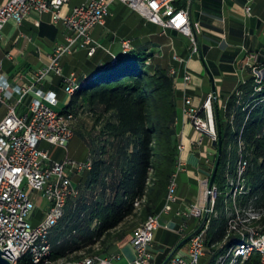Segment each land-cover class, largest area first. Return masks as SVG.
<instances>
[{
	"label": "built area",
	"instance_id": "obj_1",
	"mask_svg": "<svg viewBox=\"0 0 264 264\" xmlns=\"http://www.w3.org/2000/svg\"><path fill=\"white\" fill-rule=\"evenodd\" d=\"M70 1L10 0L7 4L0 5V39L9 22L14 21L20 25L35 12L51 13L54 21L61 23L67 31L66 43L58 46L50 63L34 74V82L15 89L18 105L30 94L35 95L29 114L19 116L16 107L7 104L6 77L3 76L0 80V103L8 107L7 115L0 119V249L7 254L6 257L12 264H64L63 258L54 259L50 236L63 217L70 199L79 194L73 174L89 171L93 167L91 157L77 162L67 155L64 160L56 161L52 158L51 151L42 147V143H47L67 150L76 136L75 111L60 110L58 95L41 88L49 76L61 77L70 102L87 82H80L75 73L64 75L62 59L81 48L88 49L91 56L96 53L101 45L93 39L92 31L98 26L106 25L111 9L117 2L128 5L164 30L181 32L189 38L192 54L200 55L201 52L191 19L194 0H185V6H180L184 0H87L75 7L70 14L64 15L63 8ZM246 12L248 16L252 15L250 5L246 7ZM125 47L128 49L127 53L131 51L129 43H125ZM256 58L252 57L257 62L251 67L260 85V92L264 83V60L260 62ZM176 61L185 63L182 57H176ZM3 67L4 63L0 60V73ZM170 73L176 76L177 70L174 68ZM192 79V75L187 73L185 82L191 83ZM214 98L211 95L203 108L197 107L191 97L185 98L183 114L199 133L197 140L193 141L194 145H202L206 139H210L213 145L219 139L218 132L212 130L210 123ZM185 150L186 146L181 142L177 171L171 178L162 213L150 216L134 231L132 244L135 258L131 264H152L154 260L152 250L156 232L164 226L162 214L173 212L178 201L177 180L186 168L181 158ZM249 165V160L244 155L240 156L235 174L228 180L231 189L226 192L224 201L227 213L225 242L231 240V245L216 264H248L256 254H259L261 264H264V225L261 224L264 209L253 208L252 200L243 205L244 197L250 192L247 184ZM209 184L210 178L200 180V185L207 190L202 193L197 203L176 212V216L182 219L180 232L185 233L188 230L191 219H198L200 224L188 235L191 238L187 252H177L167 264H203V258L207 254L210 216H217L215 207L220 194L217 187H214L209 220L202 227L208 211ZM41 200L47 201L48 209L45 217L35 224L32 215ZM136 205L139 206V202ZM252 211H257L253 218ZM166 227L169 228L168 225ZM122 259V254L115 252L85 256L74 264H119Z\"/></svg>",
	"mask_w": 264,
	"mask_h": 264
},
{
	"label": "trees",
	"instance_id": "obj_2",
	"mask_svg": "<svg viewBox=\"0 0 264 264\" xmlns=\"http://www.w3.org/2000/svg\"><path fill=\"white\" fill-rule=\"evenodd\" d=\"M182 3L180 6H185V0ZM150 58L147 51H129L99 70L61 109H72L78 115L89 108L101 127L90 139L84 131H76L87 144L93 167L79 179V194L70 199L52 230L50 242L56 260L69 258L70 263H77L85 256L108 253L113 245V231L138 212L144 222L157 215L166 203L180 159L179 95L176 77L160 65L152 67ZM210 70L215 74L212 67ZM250 71L251 77L225 107L219 103L220 98L212 101L222 126L223 154L215 181L221 194L215 207L217 216H210L203 264H216L231 245V240L225 242L224 201L228 180L234 176L242 155L250 163V192L243 205L252 200L253 208L264 209V83L258 92L257 77L252 68ZM187 238L179 240L158 264H164ZM98 243L103 248L96 249ZM248 264H261L259 254Z\"/></svg>",
	"mask_w": 264,
	"mask_h": 264
},
{
	"label": "crops",
	"instance_id": "obj_3",
	"mask_svg": "<svg viewBox=\"0 0 264 264\" xmlns=\"http://www.w3.org/2000/svg\"><path fill=\"white\" fill-rule=\"evenodd\" d=\"M9 1L0 0V5H5ZM86 1L71 0L64 6L63 14H70L75 7ZM248 5L252 7L251 16L246 12ZM191 19L200 51L203 49L208 65L214 69L217 95L225 107V102L251 77L252 62L253 64L257 62L252 57H257L260 62L264 59V0H194ZM66 35L65 27L61 23H56L51 13L35 12L20 25L14 21L6 25L0 39V60L4 63L0 80L3 76L6 77V102L16 107L19 116L29 114L30 104L35 95L30 94L18 105L15 89L29 86L34 82V74L50 63L57 47L66 43ZM92 37L101 45L96 54L91 56L88 49L81 48L65 56L62 59L64 75L70 76L75 73L80 81L86 75L97 73L101 66L111 65L115 58H121L125 54L123 41L131 42L132 51H147L151 55L149 63L152 67L160 65L170 71L174 68L177 70L175 76L179 95L177 131L181 142L186 146L181 155L186 168L178 176V201L173 212L162 214V220L165 218L163 228L175 234L171 249L200 224L198 219H191L188 230L182 233L180 232L182 219L176 216V212L198 202L203 193L200 180L208 176L207 167L211 164L215 152L210 139H206L202 145L193 144L199 133L183 114L185 98L191 97L197 107L203 108L210 96L214 95L213 81L201 55L192 54V46L186 36L176 30H164L122 2L113 5L106 25L96 27L92 31ZM176 57H182L185 63H178ZM187 73L192 75L191 83L185 82ZM60 87L63 88V80L56 75L49 76L41 86L46 91L55 92L58 97ZM68 103L69 100L61 106L60 100L59 109ZM7 112V105L0 103V119H3ZM42 147L49 149L51 155L52 151L58 148L47 143H42ZM68 153L70 154V150L66 156ZM89 153L88 149V156L82 161L89 158ZM66 156L52 158L62 161ZM84 173H74L73 179L81 178ZM47 209V201L41 200L32 215V220L38 210L42 211V220ZM162 211L163 208L159 213ZM134 231L123 238H118L106 254L119 252L123 256L122 264H131L135 258L132 244ZM188 247L187 243L178 253L185 254Z\"/></svg>",
	"mask_w": 264,
	"mask_h": 264
},
{
	"label": "rangeland",
	"instance_id": "obj_4",
	"mask_svg": "<svg viewBox=\"0 0 264 264\" xmlns=\"http://www.w3.org/2000/svg\"><path fill=\"white\" fill-rule=\"evenodd\" d=\"M187 39L189 40V38H187ZM191 46H192V44H191ZM252 65H254L253 62H252ZM258 66L262 68V66H260V64ZM57 93L59 94V97L61 100V106H62L64 104V102H67L69 100V94L67 93V91L64 87L63 88L60 87V89L58 90ZM218 98L219 97L217 95L216 99L218 100ZM221 102H222V99L219 100V103H221ZM225 103H227V102H225ZM212 107H213V103H212ZM60 109H62V107H60ZM96 120H97L96 115L92 111H90L89 108H87L86 110H83V111L78 113L77 121L75 123V130L76 131H78V130L84 131L86 136L90 139L93 136L97 135V132L99 131V129L101 127V125H99ZM214 148H215V152L213 154V158H211L212 159L211 164L207 167L208 176L204 177V179L210 178V180H211V177H212L213 172H214L215 167H216V163L218 160V154H219V148H218V146H215ZM69 150H70V154L68 153L69 157L72 160H75L77 162H83L82 160L86 159L88 156L87 144L85 143V141L83 140V138L81 136L76 135V138L72 142H70V144L68 145L67 150L65 148L58 147L57 150L52 151V157L54 159H58L61 157L63 158L64 156H66V154H67V152H69ZM79 179H80L79 177L76 179L74 178L73 179L74 183L75 184L79 183L78 182ZM214 187H216V186H214ZM229 189H231V187L229 186V183H228L227 188H226V192H228ZM205 190H207L206 187L203 188V192H205ZM217 190H218V188H217ZM218 193H220L219 190H218ZM138 208L140 209V206ZM255 212H257V211H255ZM255 212L252 211V218H253ZM139 213L140 212H138V215L136 217L130 218L120 228H118L117 230L112 232L111 241L113 244L116 241H118V238H120L121 235L125 236L129 232L135 230V228H137V226L143 222ZM224 213H225L226 218H227V213L225 210H224ZM42 216H43L42 211L38 210L36 212V217H34L32 221L35 222V224L39 223ZM263 217H264V215L261 217V220L264 219ZM163 220H165V218H163ZM163 220H162V222H163ZM261 224L264 225V223H261ZM173 235H175V234L171 230H167L163 227L160 228L156 232V236H155V240H154V247L152 250V252L154 254V260H153L152 264H158L160 262V260L163 258V256H165V254L168 253L170 246L172 244ZM96 247H97L96 249L103 248L102 245L99 243L97 244ZM114 252H112V253H114ZM206 256H207V254H206ZM206 256H205V258H206ZM62 262H64V264L70 263L69 258H66V259L63 258ZM118 263L122 264V261H119Z\"/></svg>",
	"mask_w": 264,
	"mask_h": 264
},
{
	"label": "water",
	"instance_id": "obj_5",
	"mask_svg": "<svg viewBox=\"0 0 264 264\" xmlns=\"http://www.w3.org/2000/svg\"><path fill=\"white\" fill-rule=\"evenodd\" d=\"M125 43H129L130 45V48L132 50V44L130 41H123V51L124 53L126 54L128 49H126L125 47ZM97 52V51H96ZM96 54V53H95ZM94 54V55H95ZM200 55H201V59L205 65V68L207 70V72L209 73V75L211 76V79L213 81V92H214V96L217 97V88H216V82H215V78H214V75L212 73V71L210 70V67L205 59V56L203 54V52L201 51L200 52ZM119 58V57H118ZM118 58H115L114 61L112 62L115 63ZM108 66V65H107ZM107 66H101L99 70L103 69L104 67H107ZM96 74V73H95ZM93 74V75H86L83 79L80 80V82H85V81H88V80H91L93 79L96 75ZM210 123H211V126H212V130L214 132H218V135H219V139L217 142H214V146H218L219 148V154H218V160H217V163H216V167H215V170L213 172V175L211 177V180H210V184H209V196H208V211H207V214L204 218V221H203V224H202V227L205 226V224L207 223V221L209 220V216H210V213H211V205H212V199H213V191H214V186H215V181H216V177H217V174H218V171H219V168H220V165H221V159H222V154H223V140H222V126H221V119H220V116H219V113H218V109L214 110V108L212 107L211 108V112H210ZM191 236L188 237L187 239H185L171 254L170 256L168 257V259L164 262V264H167L168 261L180 250V248L189 242ZM6 253L3 252L1 249H0V264H12L10 262V260L7 259L6 257ZM67 264H74V263H67Z\"/></svg>",
	"mask_w": 264,
	"mask_h": 264
}]
</instances>
